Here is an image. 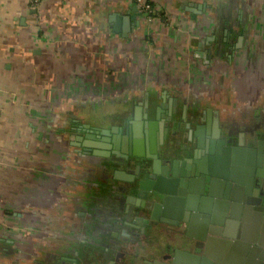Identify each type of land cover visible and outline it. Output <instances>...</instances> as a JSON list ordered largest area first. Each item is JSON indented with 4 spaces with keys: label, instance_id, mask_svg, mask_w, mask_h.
<instances>
[{
    "label": "crops",
    "instance_id": "1",
    "mask_svg": "<svg viewBox=\"0 0 264 264\" xmlns=\"http://www.w3.org/2000/svg\"><path fill=\"white\" fill-rule=\"evenodd\" d=\"M141 1L151 18L138 0H0V264H53L83 235L91 209L64 141L94 105L120 121L121 95L164 93L206 100L240 131L264 122V0ZM242 133L244 173L255 143Z\"/></svg>",
    "mask_w": 264,
    "mask_h": 264
},
{
    "label": "flooded vegetation",
    "instance_id": "2",
    "mask_svg": "<svg viewBox=\"0 0 264 264\" xmlns=\"http://www.w3.org/2000/svg\"><path fill=\"white\" fill-rule=\"evenodd\" d=\"M164 95V93L158 95V98L161 96L164 100L162 102L147 93L144 95L139 93L135 98H132L134 101L138 100L139 104H129L126 96L121 95V101H123L121 105L124 106V111L120 115L123 116L120 121L114 119L119 116L118 112L100 113L98 107L94 105L86 111L85 118L79 122L73 121L71 127L67 128L71 138L64 141V144L67 146L71 158L74 162L77 161V165L80 166V170L77 171L78 168L76 167L72 170L74 181L68 183L75 182L73 183L75 184L74 187H78L81 191V197L77 198L81 199L83 203L89 204L91 210L83 221L79 217L81 229L84 231L83 235L75 238L69 244L67 253L64 255L54 254L56 262H63L66 257L82 256L83 251L97 258L98 264H131L133 260L137 264H149L150 262L152 264L155 260L163 261L165 260L164 257L173 253L175 248L167 245L166 249H159L158 244H156L157 240L168 238V241H172L184 234L188 226L185 219L188 218L193 219V229H191L193 234H204L208 238L211 236L210 230L214 229L215 238L219 240L217 242L227 244L226 248L218 249V246L224 244H216L217 246L211 251L213 257H211L212 259L209 258L210 261L214 262L216 258L217 264H264V260L261 259L264 244L259 248L251 247L249 259L246 261L242 257L243 252L241 253L238 248L239 240L224 236V234L238 236L245 233V236H249L253 240L256 239L258 233L259 238H261L260 235L264 231V225L257 227L254 223L258 219V213L249 210L241 216V209L244 211L246 206L244 203L246 196L243 198L241 184L245 179L250 192L248 197H251L255 202L259 201L258 194L261 189L257 187V178L255 181L253 178V184L250 183L251 172L244 171L243 173L240 171L239 175L243 178L242 182L241 180H234L231 173H229L230 178L228 180H222L219 177L214 178L210 196L214 202L210 208L211 210L213 208L211 217L204 216V214L193 216L194 211L184 208L175 212L173 217L168 218L172 223L162 222L161 220L165 217L161 215L157 216V220L152 223L146 220L139 222L138 230L118 222L117 217L126 214L128 202L138 201L136 198L137 191L131 190L137 179L132 183L127 181L136 175L137 165L142 161L135 158L133 162L130 155L127 159V152H131V139L141 143L145 135L152 149L160 147L158 153L160 164L157 169L163 171L166 165H170L169 161H171L172 165H176L179 177L187 181L194 176L188 178L185 175L182 177L181 173L188 174L189 169H186V166L193 153L198 149L197 156L199 160L204 161L209 156L207 149L211 147L212 141L217 144L216 140L219 139L216 137L217 135L232 139L233 144H235L238 135L243 134L244 130L247 134L245 137L256 134L259 138L264 133V122L259 126L253 125L254 128L245 127L242 131L238 130V126L232 122L224 125L219 121L216 125V114L211 118L209 109L205 108L206 100L205 104L201 105L199 101H185V103L178 96H173L172 98L169 97L166 102ZM147 99H149L148 119L144 118ZM142 101L143 103H140ZM184 107H186V118H183ZM209 120L211 121L210 124ZM191 131L193 134L195 132L200 134L202 147L197 148L195 136L189 140ZM161 140H163L162 143H160ZM167 148L172 150L170 158L165 154ZM96 151L101 153H96ZM185 163L186 165L183 166ZM218 164L217 170L227 176L225 160ZM183 168L184 171H182ZM219 172L217 171L218 174H220ZM261 173L264 175V167ZM140 178H144L143 173H140ZM262 179L264 181V177L261 178V181ZM207 180H209L208 177ZM262 187L264 188V186ZM254 208L264 210V197L263 204L261 206L255 205ZM242 223L246 225L245 232L244 229L240 230ZM141 243H145L152 257L140 258L139 260L137 247ZM185 249L201 256L204 255L200 246L196 250H193V246ZM58 256L60 258L56 259Z\"/></svg>",
    "mask_w": 264,
    "mask_h": 264
},
{
    "label": "water",
    "instance_id": "3",
    "mask_svg": "<svg viewBox=\"0 0 264 264\" xmlns=\"http://www.w3.org/2000/svg\"><path fill=\"white\" fill-rule=\"evenodd\" d=\"M134 10H138V6L134 7ZM133 18V17H132ZM130 18L129 23L127 22L124 27L122 28V34L127 36V32L130 30ZM129 25V26H128ZM116 29V28H115ZM202 57H205L204 54H200ZM140 111V110H138ZM176 111V110H175ZM198 113V112H197ZM149 116V99L145 102V112L144 118L148 119ZM183 118H186V107H184L183 111ZM209 120V124H210ZM218 119H215V124L218 125ZM195 136L197 148L202 147L201 144V136L199 133L191 131V137L189 140H192V137ZM239 137L236 139L235 144H233L232 139H227L219 137L218 141L216 140L217 144L212 141V145L207 152L209 156L202 161L199 160L197 156L198 149L193 153L192 158L188 161L186 169H189L188 174L181 173L182 177L185 175L190 178L187 181H184L182 178L179 177V173L177 171L176 165L171 164L166 165L164 170H158L157 166L160 164V159L158 157V153L160 147L152 149L148 144L147 139L144 135V140L141 143H137L134 139H131V152H127V159L130 155L131 161L134 162V159H141L140 163L137 165V169L135 174L131 179L127 181L129 183L137 182L135 185L131 187V190L137 191L136 198L138 201H130L128 202V208L126 210V214L118 216L117 220L119 223L124 224L125 226H129L131 229L138 230L140 227L139 222L141 223L143 220L147 222H153L157 220V216L161 215L164 216L161 221L172 223L168 218L173 217L175 212L178 210H182L186 208L189 211H194L193 216H199L200 214H204V216H212L213 208L210 209L212 204V198L210 197L212 194L213 189V180L215 177H219L222 180H228L229 173H231V177L234 180L243 181V178L240 177V170H239V163H240V154H242L245 150L243 149L245 144V139H243V134L238 135ZM264 136V133H263ZM252 139L255 143V148H251L252 154L249 155L250 163H248L249 167L246 169V172H251L252 176L250 177V183L253 184V178L257 187L261 190L258 194L259 201L255 202L250 195L248 190V184L243 181L242 184V191H243V198L244 203L246 206L241 209V216L242 214H246L249 210H253L255 213H258V219L254 222L257 227H263L264 225V210L263 209H255V205L261 206L263 204V197H264V188L262 184L264 181L261 178L264 175L261 173L262 168L264 167V140L258 138V135L252 136ZM161 140L160 143H162ZM100 149L99 147H95ZM96 153H101L96 151ZM165 154L167 157L170 158L172 154V150L167 148L165 150ZM257 157L258 165H261L259 169L255 168V159ZM150 160H152L150 162ZM225 160L226 162V171L228 175L226 176L219 172L218 166L219 162ZM191 164V165H190ZM183 164V166H185ZM170 171V173H169ZM184 171V168L182 169ZM191 171V172H190ZM217 171L220 173L218 174ZM140 173L144 174V178H140ZM256 173V174H255ZM150 176V177H149ZM242 176V175H241ZM256 176V177H254ZM207 177L209 180H207ZM150 178V179H149ZM201 181V182H200ZM248 198V199H247ZM131 206V207H130ZM243 207V206H242ZM207 214V215H206ZM167 218V219H166ZM185 222L188 223L186 227V232L181 236L174 238L172 241L177 244V248L174 249L173 253L165 256V260H155L152 264H217L218 260L215 258V261L212 262L209 258L213 257L211 251L214 250L215 246L224 244L223 242H217L216 232L214 229L210 230L211 236L206 237L204 234H193L191 232L193 226V219H185ZM150 226V225H149ZM148 226V227H149ZM239 226V225H238ZM246 225L244 223L241 224V229H244L245 232ZM144 232V231H142ZM215 232V233H214ZM225 237L228 238H236L238 239L240 244H238V248L243 252V259L248 261L250 256L251 247L259 248V246H263L261 244V240L258 243L257 239H251L249 236H245L244 234H239L238 236L235 235H226ZM195 240V242H194ZM230 240V239H229ZM206 241V242H205ZM145 247V243H141ZM140 244V245H141ZM217 244V245H216ZM156 246V245H155ZM154 246V247H155ZM193 246V250H196L199 246L203 249L204 255L201 256L199 254H195V252H191L186 250L185 248H189ZM227 244L222 246H218V248H226ZM157 247V246H156ZM243 248V249H241ZM263 254H261V259L264 260V248ZM63 262H54L53 264H98L99 260L87 254L86 251H83L82 256H77L74 258L66 257ZM212 259V258H211ZM243 261V260H242ZM131 264H137L135 260L132 261ZM151 264V262L149 263Z\"/></svg>",
    "mask_w": 264,
    "mask_h": 264
},
{
    "label": "built area",
    "instance_id": "4",
    "mask_svg": "<svg viewBox=\"0 0 264 264\" xmlns=\"http://www.w3.org/2000/svg\"><path fill=\"white\" fill-rule=\"evenodd\" d=\"M32 2L37 3L39 0H32ZM138 2L140 3L141 10L146 13L148 18H151L156 13L154 7L149 2L141 0H138Z\"/></svg>",
    "mask_w": 264,
    "mask_h": 264
}]
</instances>
